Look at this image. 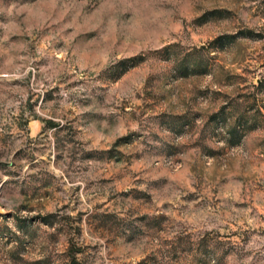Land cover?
I'll return each instance as SVG.
<instances>
[{"label": "rangeland", "instance_id": "rangeland-1", "mask_svg": "<svg viewBox=\"0 0 264 264\" xmlns=\"http://www.w3.org/2000/svg\"><path fill=\"white\" fill-rule=\"evenodd\" d=\"M0 264H264V0H0Z\"/></svg>", "mask_w": 264, "mask_h": 264}, {"label": "trees", "instance_id": "trees-1", "mask_svg": "<svg viewBox=\"0 0 264 264\" xmlns=\"http://www.w3.org/2000/svg\"><path fill=\"white\" fill-rule=\"evenodd\" d=\"M216 13V12H215ZM242 35L244 36H252V32L251 31H245V32H241ZM237 39V35H222L220 37H218L217 39H215L213 41V44L216 48H224L232 43L235 42V40ZM200 65H197L194 70L193 73H200ZM229 133L231 134V138L229 139V143L231 145H235L237 143L240 142V136L239 135V130L237 126H234ZM239 136V137H237Z\"/></svg>", "mask_w": 264, "mask_h": 264}]
</instances>
